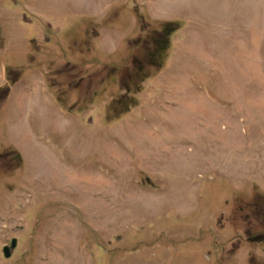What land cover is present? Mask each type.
Masks as SVG:
<instances>
[{
  "label": "rangeland",
  "instance_id": "374dc122",
  "mask_svg": "<svg viewBox=\"0 0 264 264\" xmlns=\"http://www.w3.org/2000/svg\"><path fill=\"white\" fill-rule=\"evenodd\" d=\"M7 85L0 264H264V0H0Z\"/></svg>",
  "mask_w": 264,
  "mask_h": 264
},
{
  "label": "trees",
  "instance_id": "16d2710c",
  "mask_svg": "<svg viewBox=\"0 0 264 264\" xmlns=\"http://www.w3.org/2000/svg\"><path fill=\"white\" fill-rule=\"evenodd\" d=\"M169 26H171V25H168L160 33L164 37V41H165L164 46L165 47H167L168 44H169L168 37L170 36V34L172 33V31H174L176 29V28H171L170 29ZM165 47H164V49H165ZM9 93H10V87L8 85L0 89V106L7 100L8 96H9Z\"/></svg>",
  "mask_w": 264,
  "mask_h": 264
},
{
  "label": "water",
  "instance_id": "95a60500",
  "mask_svg": "<svg viewBox=\"0 0 264 264\" xmlns=\"http://www.w3.org/2000/svg\"><path fill=\"white\" fill-rule=\"evenodd\" d=\"M17 246V240H13L11 246H7L4 248V253L7 258L11 257L12 250Z\"/></svg>",
  "mask_w": 264,
  "mask_h": 264
},
{
  "label": "crops",
  "instance_id": "0c3cea01",
  "mask_svg": "<svg viewBox=\"0 0 264 264\" xmlns=\"http://www.w3.org/2000/svg\"><path fill=\"white\" fill-rule=\"evenodd\" d=\"M5 81H7V77H5Z\"/></svg>",
  "mask_w": 264,
  "mask_h": 264
}]
</instances>
